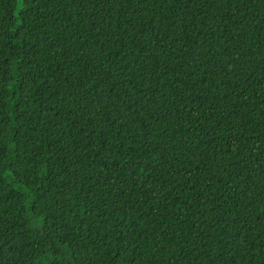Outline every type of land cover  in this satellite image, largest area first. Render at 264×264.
<instances>
[{
    "label": "trees",
    "instance_id": "16d2710c",
    "mask_svg": "<svg viewBox=\"0 0 264 264\" xmlns=\"http://www.w3.org/2000/svg\"><path fill=\"white\" fill-rule=\"evenodd\" d=\"M0 264H264V0H0Z\"/></svg>",
    "mask_w": 264,
    "mask_h": 264
}]
</instances>
